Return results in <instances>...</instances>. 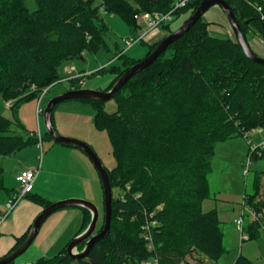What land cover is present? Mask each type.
Listing matches in <instances>:
<instances>
[{"label":"trees","instance_id":"16d2710c","mask_svg":"<svg viewBox=\"0 0 264 264\" xmlns=\"http://www.w3.org/2000/svg\"><path fill=\"white\" fill-rule=\"evenodd\" d=\"M27 1L0 0V96L15 100L13 108L63 82L60 68L65 63L87 52L109 50L103 11L118 15L136 33L141 28L136 16L166 14L177 0H33L34 10ZM203 1L192 0L177 16L189 13L190 17ZM225 1L246 39L254 34L264 43V22L258 10L264 8V0ZM211 25L202 17L151 66L130 79L113 98L118 105L116 112L105 110L107 101L73 100L93 106L94 125L108 133L112 146L116 165L105 167L113 194L110 232L83 261L68 256V244L53 257H41L33 264H151L155 260L158 264H191L190 260L220 264L228 253L222 223L217 211L203 210L204 202L213 198L210 176L216 144L264 128V66L248 59L237 39L211 35ZM163 29L162 38L147 44L146 58L176 31L172 24ZM119 58L124 59L122 66L111 68L115 78L105 91L144 60L129 58L123 52ZM68 82L67 91L82 89L79 78ZM28 88L33 90L24 96ZM52 121L54 125V112ZM14 126V121L0 114L1 156H11L45 140L36 132L26 138L16 134ZM17 126L25 129L20 123ZM46 138L53 140L47 131ZM258 157L264 160V146L250 149V158ZM256 175L254 192L246 194V199L259 222L246 230L249 240L259 234L264 223V171ZM2 192L16 190L7 189L0 178V195ZM24 199L43 209L53 204L34 193ZM73 208L84 215L78 237L88 229L92 213L83 207ZM104 209L103 200L96 234L104 228ZM148 225L149 231L145 229ZM32 226L0 260L23 245ZM149 234L153 251L146 238ZM84 248L81 244L78 251ZM234 264L256 263L241 255Z\"/></svg>","mask_w":264,"mask_h":264},{"label":"rangeland","instance_id":"374dc122","mask_svg":"<svg viewBox=\"0 0 264 264\" xmlns=\"http://www.w3.org/2000/svg\"><path fill=\"white\" fill-rule=\"evenodd\" d=\"M96 4L99 5L100 1H97ZM27 5L31 10L36 9V4L33 0H28ZM217 12L226 17L228 21L226 28L222 27ZM102 16L109 28L105 37L109 50H101L96 54L87 52L83 57L62 65L60 75L64 78V81L50 88L49 92L44 96V99L41 101L43 110H45L52 99L69 90L70 82L65 81V79L67 80L77 73L83 72V74H87L88 76L86 85L82 89L105 91L115 78V74L111 71V68L122 66L124 59L119 58L122 52L127 57L136 60L146 58L149 51L148 40H143V42H139L129 48L125 41L135 40L137 36L134 30L118 15L108 14L103 11ZM188 18L189 13L177 16L176 20L172 23V30H177ZM203 20L208 23H215L210 26L211 35L223 39H236L235 32L230 25L227 15L220 6L210 9L203 16ZM142 26V28L137 30L138 36L147 30L145 23ZM155 32L157 30L153 31L151 35ZM254 37V34H249L247 39L251 42ZM72 66L76 68V71L71 72L69 70ZM103 68L105 70L101 71ZM32 90V88H28L24 96L31 93ZM41 95L39 94L34 100L22 101L15 108H9V102L0 96V114L15 122L13 129L16 131V134H21L26 138L29 133L36 132L37 135L41 134V137L45 139L42 146L40 143L34 144L11 156L0 155V178L4 179L7 188H13L18 191L20 189V184L16 180L18 171L22 168H40V172H42L44 165V170L50 173V177L52 176L60 181L69 180L72 181L70 182L72 185H76L75 181L69 178L82 180L81 186L85 192L84 198H86L82 200L92 202L89 200H96L99 196L98 201L101 215L103 216L104 198L98 172L88 155L81 149L71 147L75 152L70 157L59 150L65 146L46 138L44 115L37 116V106ZM10 101L13 104L15 103V100ZM105 110L109 113H114L118 110L115 99H111L105 103ZM94 117L95 110L89 103L73 100L62 102L54 111L56 132L62 137L76 139L88 144L97 153L104 167L113 169L116 161L112 154V146L108 133L96 128ZM18 123L24 126L25 129L23 130L17 126ZM247 136L229 139L216 144L213 171L210 176V191L213 198L205 201L203 204L204 212L217 211L219 220L222 223L224 244L228 249V253L222 257L220 264H234L241 255L256 264H264V223L260 224L259 234L253 240L246 241L242 240V228L236 223L237 220L243 218L244 232L250 237V234L246 230L248 227L255 226L259 222L257 213L247 204L246 194H253V182L257 176L256 174L264 171L263 159L259 157L250 158L251 147L249 141H252L255 147L262 145L264 133H261L259 129H255L248 132ZM89 163H92V167H88ZM90 167L98 179L99 186H94L95 181L93 183L90 181V172L88 171ZM57 184L61 185L59 182ZM262 186V197H264V176ZM114 195L118 196L116 190L114 191ZM2 196H5L4 192H2ZM261 217L264 218V213L261 214ZM56 224L52 216L44 221L33 245L16 260L17 264H33L40 258V255L36 251L40 241L45 240L52 234L54 231L53 227ZM66 245L67 241L61 240L50 249L46 257H53ZM190 263L199 264L196 260H190Z\"/></svg>","mask_w":264,"mask_h":264},{"label":"water","instance_id":"95a60500","mask_svg":"<svg viewBox=\"0 0 264 264\" xmlns=\"http://www.w3.org/2000/svg\"><path fill=\"white\" fill-rule=\"evenodd\" d=\"M214 6H220L225 11L230 25L235 32L237 42L239 43L246 57L254 63L264 66V58L256 55L251 49L241 29L239 20L234 14L232 8L226 3V1L204 0L199 6V8L195 11V13H193L181 25V27H179L175 32L167 36L147 58L127 70L110 91H96L90 89L70 90L52 99L44 111L46 131L50 134V136L56 143L64 146H72L81 149L88 155V157L92 161L94 168L99 174L103 186V197L105 207L104 228L101 232L96 234L101 216L100 210L96 204L82 199H68L56 202L50 207L44 209V211L35 220L32 226V230L23 245H21L17 250H15L11 255H9L5 259L0 260V264H9L11 262H15L19 257L26 253L36 240L40 227L42 226L44 221H46V219H48L53 213L60 209L70 207H83L88 209L92 213V221L88 229L82 235L73 239L68 245L67 254L71 259L75 261H83L87 259L95 244H97L108 236L112 220L113 194L107 170L104 167L101 159L98 157L97 153L91 146L76 139L62 137L56 132L52 121L54 109L58 104L70 100L93 99L99 101H109L113 99L130 79H132L135 75L151 66L160 56H162L167 51V49L173 43H175L186 33H188L201 20V18ZM81 244H85V248L83 249V251L79 252L78 247Z\"/></svg>","mask_w":264,"mask_h":264},{"label":"crops","instance_id":"0c3cea01","mask_svg":"<svg viewBox=\"0 0 264 264\" xmlns=\"http://www.w3.org/2000/svg\"><path fill=\"white\" fill-rule=\"evenodd\" d=\"M213 10H217V9H213ZM217 14L219 16L222 27L226 28L228 25V21L226 17L224 15H221V13L219 12H217ZM142 25L143 24H141V28L143 27ZM137 34L138 32L135 33V35ZM163 35H165V30L160 29L152 35L149 42H156L157 40L162 38ZM250 47L254 51V53L257 54L258 56L261 57L264 56V43L256 36L250 42ZM73 67L74 66L70 68ZM43 143L44 142H42L41 146L43 145ZM59 150H61L64 154H68L70 157L73 155V152H75L71 147H67V146L62 147V149ZM91 164L90 163L89 165L87 164L88 167L89 166L92 167ZM91 167L88 168V171L90 172V181L92 183L95 181L94 186H99L98 179L95 177L96 175L93 173V171H91ZM44 168L45 166L43 165L42 172H40L37 177L33 190L34 194H39L52 203H56L68 199H86L84 198L85 192L81 186L82 180L68 177L69 179L75 181L76 185H72L70 183L72 181L69 180L60 181L52 176L50 177V173H47L44 170ZM26 169H40V168H25V169L22 168L18 171L16 178H18L22 170H26ZM2 180L5 185V181L3 178ZM16 180L18 181V179ZM43 180L44 182H42ZM56 181L59 182L61 185H58ZM7 189L13 190V188L12 189L7 188ZM4 193L5 196H2V194L0 195V213L4 211L6 203L9 201V199L12 197V195L15 192H11V193L4 192ZM98 200H99V196L96 200L93 199L89 201L95 203L100 210V204ZM43 211H44L43 208L38 206L37 204L27 199L21 200V202L16 206V208L9 214L8 218H6V220L3 222L4 224L2 223V225L0 226V258L7 255L14 248L18 238L23 236L28 231V229L33 225L35 220L39 217V215ZM51 216L52 218H54L57 224L54 227L52 226L54 228L52 234L48 236L45 240L40 241L39 247L37 248V250L35 249L37 251V254L40 255V258L41 256L46 257L50 249L55 245H57L61 240H66L67 245L70 244V242L76 238L79 230L81 229L84 215L80 209L70 207L66 209L65 208L60 209L55 213H53ZM61 250L59 252H61ZM71 264H80V263L74 262Z\"/></svg>","mask_w":264,"mask_h":264},{"label":"built area","instance_id":"2783aa9c","mask_svg":"<svg viewBox=\"0 0 264 264\" xmlns=\"http://www.w3.org/2000/svg\"><path fill=\"white\" fill-rule=\"evenodd\" d=\"M191 1L192 0H177L176 3L174 4L173 9L166 14L145 13V14L136 16V20L139 24L145 23L147 25V30L143 32L142 35L140 36L137 35L135 40L134 39L126 40L125 43L127 44V46L131 48L135 44L142 42L143 40L149 41L153 35V34L151 35L153 31H156V30L158 31L159 29L163 28L165 25L172 24L177 18V12L183 8H186ZM258 10L261 12L262 20L264 22V8L261 6L258 8ZM70 71L73 72L76 70L75 68H71ZM86 77H87V74H77L76 76L69 78L68 80L73 79V78H79L80 79L79 84L81 87H83L86 83ZM48 91L49 89L44 90L41 97L39 98L38 106H37V116L38 117L44 114V110L41 107V101L44 99V96L48 93ZM8 102H9L8 107L9 108L13 107V103L11 101H8ZM258 129L260 130L261 133H264V128H258ZM249 142H250L252 151H254L257 147L253 145L252 141H249ZM260 146H264V142ZM39 173H40V169H26V170L21 171L20 175L17 178L20 184V189L16 193H14L12 197L9 199V201L6 203L4 211L0 215V226L9 216V214L16 208V206L20 203V201L24 199L25 196L33 192ZM236 223L242 228V240L243 241L248 240L249 236L244 232V227H243L244 219L241 218L240 220H237ZM155 224L156 223L154 222L152 225H155ZM150 227L151 226L148 225L146 226L145 229L149 231ZM146 238L149 241V250L153 251L154 247L151 243L152 237L149 234L146 236ZM151 264H158V261L155 260Z\"/></svg>","mask_w":264,"mask_h":264},{"label":"bare ground","instance_id":"6f19581e","mask_svg":"<svg viewBox=\"0 0 264 264\" xmlns=\"http://www.w3.org/2000/svg\"><path fill=\"white\" fill-rule=\"evenodd\" d=\"M143 42V41H142ZM53 86V85H52ZM50 88V87H49ZM21 202V201H20ZM44 210V209H43ZM8 218V217H7ZM4 224V223H3ZM28 233V232H27ZM28 236V235H27Z\"/></svg>","mask_w":264,"mask_h":264}]
</instances>
